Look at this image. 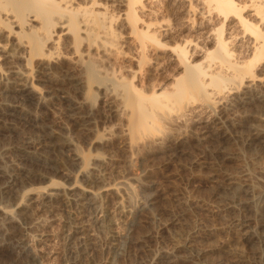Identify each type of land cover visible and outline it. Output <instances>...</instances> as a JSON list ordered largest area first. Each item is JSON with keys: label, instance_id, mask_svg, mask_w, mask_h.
I'll return each instance as SVG.
<instances>
[{"label": "rangeland", "instance_id": "rangeland-1", "mask_svg": "<svg viewBox=\"0 0 264 264\" xmlns=\"http://www.w3.org/2000/svg\"><path fill=\"white\" fill-rule=\"evenodd\" d=\"M184 1L148 0L146 4L149 8L138 12L143 15V21L158 17L162 21L161 26H165L160 29L161 33L164 32V41L171 39V43L172 37H166L175 33L183 34L182 37L195 35L187 31L190 24L178 12L181 10L178 6L181 8L186 3ZM155 12L159 16L156 17ZM167 12L172 14L168 16ZM197 18L201 22L202 18ZM139 24L144 27L142 22ZM120 30L124 32L121 33L123 51L126 49L129 57L123 63L126 66L129 63L127 67L132 64V68L136 69L138 45L129 31L126 33L127 28ZM246 39H237L238 43L235 41L233 47L246 45ZM61 40L62 44L65 43L64 37ZM172 44H168L167 50L150 48L154 51H147V56H150L148 66H144L147 79L144 76L145 79H141L142 73L137 75L135 82L138 85L140 80L141 84L145 81L143 88H147L145 91L148 94L153 86L167 87L163 85L170 84L182 73V67L176 64L171 50ZM127 51L131 52L130 55ZM262 66L264 68V64L260 68ZM260 68L258 71L261 73L257 75L264 76V69ZM58 72L54 73L61 75ZM33 82L38 94L30 103L0 91V108L9 110L14 107L21 112L14 117L5 116L0 121L3 124L0 125V169L16 174L21 173V169L30 171V176L24 178L21 186L15 187L14 193H30L34 197L36 190L50 188L53 183V188H74L75 193L67 195L69 204H65L62 198L64 201L58 199L47 209L34 208L27 224L20 219L19 224L26 231L14 241L21 242V248L24 247L21 251L24 252L19 255V250L12 253L0 248V264H264V146L251 140L259 131L264 134V84L262 87L254 86L252 93V89L222 92L216 96L218 100L215 99L217 106L221 107L219 109L197 101L187 111H171L168 113L170 119L165 116L164 120H155L162 125L156 137L131 144L129 137L123 133L124 119L116 100L110 98L104 103L102 96L97 95L100 105L92 108L88 103L84 104L80 99L83 96L74 89L67 90L68 100H71L68 102L55 96L48 82V85L37 79ZM241 94L250 95L251 100L239 106L242 101L238 100L243 99ZM220 97L223 100L219 101ZM115 111L120 117L113 113ZM212 118H219L217 121L221 125ZM103 135L105 137L99 138ZM76 149L85 154L89 162L91 160L88 172L73 161V150ZM35 155L46 158L48 167L52 168L45 169L33 161L31 157ZM33 172L37 178L31 175ZM99 178L104 186L99 183ZM127 180L132 188V198H119L109 190ZM232 182L244 189L228 191ZM245 185H250L252 191L247 190ZM78 190L84 192L79 193ZM11 199L0 193V206L14 209L19 199ZM162 220H168L169 225L160 227ZM241 223L248 225L247 230L257 236L256 240L249 242L236 237L237 225ZM73 230L77 233L73 234ZM194 232L207 235L204 242L194 243L209 248V251L205 256L187 261L183 245L191 240ZM126 235H130L132 240L128 248L123 245ZM1 237L0 234V244ZM175 246L178 249L167 256L166 252Z\"/></svg>", "mask_w": 264, "mask_h": 264}, {"label": "bare ground", "instance_id": "bare-ground-1", "mask_svg": "<svg viewBox=\"0 0 264 264\" xmlns=\"http://www.w3.org/2000/svg\"><path fill=\"white\" fill-rule=\"evenodd\" d=\"M146 1L148 0H0V91L11 93L22 102L29 101L30 103L34 100L32 98L35 97V94H38L37 86L35 85L36 81H34L35 83L33 82V80L37 79L43 83L48 82L52 89L51 91H53L52 93L54 94L55 92V96L58 95L61 99L68 102L71 100H68V94L66 95V93L70 89L80 92L79 95L83 96L80 99L84 101V104L88 103L92 108L95 105H100L97 95L102 96L101 99H104V101L102 100L104 103L106 99L116 100L115 102H119V108L121 109H119L121 118L124 119L125 129H123V133L129 137L132 144L140 139L147 140L148 138L156 137L155 135L160 133L162 125L160 126L155 120H164L165 116L168 117V113L171 111L176 113L183 112L192 103L195 102L197 104V101L204 102L207 106L218 107V102H215L216 96L224 91L226 93L227 91L232 92L240 89L249 91L256 85L262 87L264 76L257 74L261 73L258 69L261 64H264V0H185L186 3L182 2L181 8L178 6V9H181L178 12H180L181 16L184 15L185 20L187 18L190 24V29L187 31L195 35L182 37L183 34L179 33V35H176L175 33L176 36L172 34L174 37L170 34L168 36L167 29L165 33H167L168 37L166 38L172 37L171 43H169L171 41L170 38V41L165 42L164 32L161 33L160 31L164 25L161 26L162 21L158 20V13L155 12L158 19H154L153 17L155 16H152L153 19L149 21L144 19L147 22L141 19L143 15H139V12L148 7ZM149 1L160 2L161 0ZM150 8L154 9V7ZM169 13L167 12L168 16H170ZM198 16L199 20L200 17L202 18L201 22L197 20ZM147 18L150 19V16ZM168 19L170 20V18ZM204 20L205 22L203 23L202 21ZM139 22H142L144 27ZM123 27L127 28L126 33L129 31V34L138 45H136L138 47H136L138 49L137 53H139L136 56L138 57L136 69L132 68V64H130L131 67H127L129 63H127V66L123 63L124 59L129 58L125 52L126 49L123 51L124 40L122 41L121 33L124 32L120 30ZM178 31L176 32L178 33ZM187 31H185L186 34L189 33ZM122 35L125 36L124 34ZM62 37L65 40L63 44L61 43ZM132 37L131 41H133ZM238 37L241 40L248 38L247 44H242L238 47L236 44V47H233V43L239 39ZM168 44L173 45L171 50L176 57V64L182 67V73L171 82L172 84L170 83L171 85L167 83L164 85L160 84V86H167L161 88L153 86L152 89H149L150 94H148L145 91L147 88H143L145 81L141 84L142 81L140 80V83L136 85L135 80L138 78L137 75L142 73L141 79L146 78L144 76V66L150 61L147 51L150 48H157L158 50H156L160 51L159 49L168 48ZM153 49H150L149 53ZM128 53L130 55L131 52ZM198 56L199 58H197ZM128 60L127 62H129ZM58 70L61 75L54 73ZM60 72L58 73L60 74ZM125 72L129 74L127 75ZM53 73L60 76V79L54 76ZM173 76L175 77L176 74ZM51 77H56L58 80H53ZM139 84L143 86H139ZM253 90L255 89H252L251 93ZM257 95L260 97L259 93ZM223 96L225 95L223 94ZM242 96L243 99H240V101L237 99L238 102L242 101L239 106L251 100L250 95ZM221 100L223 99L221 98L219 101ZM109 102L111 101L109 100ZM233 103L235 104L234 101ZM80 105L79 103V107L82 106ZM102 105L105 104L102 103ZM106 105L109 106L108 104ZM113 105H115L116 109V104L114 103ZM73 107L78 109L76 106ZM13 108H8L9 110L0 108V121L6 117L17 116L16 113H21H19V110H15L18 108ZM219 108L221 107L217 109ZM113 113L120 117V114L116 111ZM213 120L216 122L219 118ZM166 124L167 122H165ZM219 124L221 125V122ZM100 137H105V135ZM251 140L253 142L258 141L264 146V134L260 131ZM100 141L98 139V142ZM73 154V161L80 165V168L84 169L83 171L91 167L89 165L91 160L89 162L85 154L77 149L73 150ZM31 159L43 165L44 168L49 166L47 159L44 157L41 158L35 155ZM50 167H48V170ZM9 171L0 169V193L5 195L6 198L19 199V201L15 200L18 203H16L17 205L14 209L8 206V208L0 206V219L2 221L0 223V234L2 236L0 248L12 253L15 250H19L17 252L21 255L24 252L21 251L24 250V247L21 248V242L19 240L14 241V239L26 231V228H21L19 220L21 219L27 224V221H30L31 210L34 208L47 209L50 205L58 202V199L64 198L65 201L62 200L65 204H69L67 195L71 194L74 188L64 190L53 188L55 186L53 183L50 188L36 190L34 197H31L30 193L21 195V192L18 194L12 191L15 187L24 183V178L30 176V171L21 169V173L17 174ZM35 173L37 174V172ZM31 175L34 178L36 177L34 172ZM41 176L39 175V177ZM100 182L103 185L102 179L99 180ZM228 186L229 189H227L228 187L226 188L228 191L235 192V190L244 189L242 188L243 186L233 182ZM249 186L245 185V188L248 190L250 189ZM75 189L77 188L75 187ZM109 190H112L119 198L125 196L126 200L132 194V188L128 180L117 183ZM79 191L84 192L81 190L77 192ZM119 206L123 209L122 205ZM262 209L260 210L264 214V206ZM245 223L237 225L236 237L242 240H249V242L256 240L257 236L247 230L248 225ZM159 224L160 227L164 228L169 225V221L162 220ZM198 232L192 233L191 240L189 241L188 239V242L183 245L187 252V261L205 256L209 251V248L195 245V241L201 243L207 240V235L199 234ZM76 233L77 231L73 230V234ZM131 244L130 235L124 236V247H131ZM177 249L178 247L175 246L174 249L168 250L169 252L167 251L166 255L170 256V253H174ZM35 257L36 255L33 256L34 259Z\"/></svg>", "mask_w": 264, "mask_h": 264}]
</instances>
